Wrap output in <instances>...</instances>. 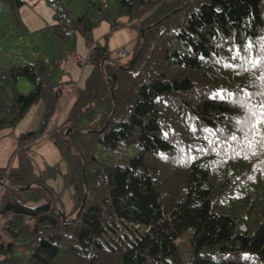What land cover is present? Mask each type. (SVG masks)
<instances>
[{"label": "trees", "instance_id": "trees-1", "mask_svg": "<svg viewBox=\"0 0 264 264\" xmlns=\"http://www.w3.org/2000/svg\"><path fill=\"white\" fill-rule=\"evenodd\" d=\"M42 1L55 8L52 39L80 34L92 72L49 129L64 92L55 62L1 70L0 129L42 104L17 156L47 133L67 165L72 215L62 217L28 158L0 168V264H264V145L245 147L240 123L264 102V0H118L121 16L145 29L123 65L93 44L98 19ZM0 2L24 29L25 1ZM94 8L113 30L124 26ZM190 229L185 262L177 240Z\"/></svg>", "mask_w": 264, "mask_h": 264}, {"label": "rangeland", "instance_id": "rangeland-1", "mask_svg": "<svg viewBox=\"0 0 264 264\" xmlns=\"http://www.w3.org/2000/svg\"><path fill=\"white\" fill-rule=\"evenodd\" d=\"M24 1L25 6L19 10V18L24 29H17L12 25L8 12L1 8L0 2V71L37 59L50 67L51 62H55V81L64 83V92L50 119L49 129H55V124L59 125L63 121V119L59 121L62 117H59L58 113L64 112L62 107L66 99L71 95L74 97L78 91L84 89L85 81L92 72L90 63L84 64L81 68L74 60L79 56L85 61L89 54V45L78 33L68 43L60 44L54 41L49 28L54 25L55 8L47 6L42 0ZM59 2L70 9L74 17L88 12L93 18L98 19V24L92 32V41L93 44L105 46L111 60L123 65L132 59L137 40L139 36L144 35L145 29H142L139 20L129 21L121 16L118 11V0H59ZM93 4L108 8L112 20L124 26L113 30L109 22L99 20L100 17L94 11L97 6L94 8ZM120 49H125L129 54L126 59L121 60L117 57V51ZM16 89L18 93L27 94L31 87L25 79L20 78ZM40 106L41 103L32 107L14 128L0 129V168L8 170L15 168L20 160L28 158L32 165V178L40 177L53 189L58 197V207L62 210V216L69 217L72 215L73 186L67 180L68 169L63 155L47 133L32 141L29 148L17 156L19 150L24 147V145L20 147V136L30 130L39 129L38 117L35 118V114ZM66 112L67 108L64 113ZM58 143L60 144L59 141ZM96 150L98 153L101 149ZM192 232L193 230H188L177 240L179 256L185 262L189 258V237ZM3 240L9 242L10 238L4 234Z\"/></svg>", "mask_w": 264, "mask_h": 264}, {"label": "snow or ice", "instance_id": "snow-or-ice-1", "mask_svg": "<svg viewBox=\"0 0 264 264\" xmlns=\"http://www.w3.org/2000/svg\"><path fill=\"white\" fill-rule=\"evenodd\" d=\"M251 47V45H249ZM264 80V76L260 78ZM235 96V94H233ZM264 95V93H261ZM245 96L247 97L244 101L245 104L251 103L252 93L245 91ZM244 104H241L240 107L243 108ZM254 107L259 108V112L250 111L249 116L250 120H243L240 123L245 126L246 131L244 132V143L245 147L253 151L258 145H264V102H261L259 105ZM259 117V119H257ZM233 140L237 139L236 136L232 137Z\"/></svg>", "mask_w": 264, "mask_h": 264}, {"label": "crops", "instance_id": "crops-1", "mask_svg": "<svg viewBox=\"0 0 264 264\" xmlns=\"http://www.w3.org/2000/svg\"><path fill=\"white\" fill-rule=\"evenodd\" d=\"M74 97H75V96H74ZM74 97L71 95V96H69V97L66 99V101H65V103H64V105H63V107H62V108H64V112H65V109H66V108H67V112H68L70 106L72 105V103H73V101H74ZM69 98H70V99H69ZM64 112L61 111L60 113H58V114H59L58 116H59V117H62L59 121H62V119L64 120V118L66 117L67 112H66V113H64ZM42 113H43V106H40L39 109L36 111V114H35V118L38 117V123L40 122V119H41ZM59 121H58V122H59ZM30 131H32V130H30Z\"/></svg>", "mask_w": 264, "mask_h": 264}, {"label": "built area", "instance_id": "built-area-1", "mask_svg": "<svg viewBox=\"0 0 264 264\" xmlns=\"http://www.w3.org/2000/svg\"><path fill=\"white\" fill-rule=\"evenodd\" d=\"M90 52H91V49H89V54H88V56L86 57V60H85V61H83L81 57L76 56V57L74 58L75 63H76L79 67H82L84 64H86V62H88ZM117 57H118L119 59H121V60L126 59V58L128 57V53L125 51V49H120V50L117 51Z\"/></svg>", "mask_w": 264, "mask_h": 264}, {"label": "water", "instance_id": "water-1", "mask_svg": "<svg viewBox=\"0 0 264 264\" xmlns=\"http://www.w3.org/2000/svg\"><path fill=\"white\" fill-rule=\"evenodd\" d=\"M82 208H83V206H81L80 211L82 210ZM80 211H79V212H80ZM62 217H63V216H62Z\"/></svg>", "mask_w": 264, "mask_h": 264}]
</instances>
